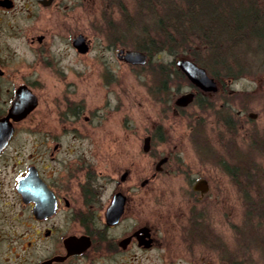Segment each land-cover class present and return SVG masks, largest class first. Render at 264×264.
I'll use <instances>...</instances> for the list:
<instances>
[{"label": "rangeland", "instance_id": "rangeland-1", "mask_svg": "<svg viewBox=\"0 0 264 264\" xmlns=\"http://www.w3.org/2000/svg\"><path fill=\"white\" fill-rule=\"evenodd\" d=\"M57 1L61 3L60 11L50 9L41 14L52 36L50 55L56 62L38 68L39 82L34 86L39 98L36 118L45 127L52 123V126L54 123L58 125L56 111L51 108L54 105L58 110L57 104L62 102L64 105V99L74 104L81 102L86 114L94 113L98 107L101 114L99 123L98 118L93 117L91 122H83L80 118V122L70 124V128L75 126L79 132L85 133L89 158L96 162V159L112 157L118 166L130 165L135 179L148 178L153 173L158 155L170 152L172 157L165 166V173L146 187L163 190L159 192L161 203L154 204L152 200L146 210L152 216L156 215V219L170 213L175 214L179 224L183 222L182 217L178 218L182 204L177 199L180 190L186 188V182L183 183L180 173L214 177L211 182L219 194L215 195L214 206L212 203L209 205L214 210L209 216L215 225L216 236L228 237L232 254L244 256L247 264H264V143L251 146L252 149L246 148L244 131H241L238 135L232 134L235 139L232 147L226 146L223 151L220 147H213L223 156H230L227 165L230 168L240 166L235 161L236 153L252 151L251 156L259 171L254 172L250 179L255 184L250 186L249 198L243 196L244 178L233 180V170H227L230 178L223 175L218 165L210 163L207 148L201 146L207 140H213L222 129L226 123L223 119H229L228 123L233 127L243 124L245 131L264 130V43L255 36H264V30L259 26L243 27L240 21L239 27L231 33L223 24L226 11L235 3L247 9L254 8L246 3L247 0H198V5L196 1L191 3L197 11L209 14L191 18L186 12L189 8L181 0L180 5L175 0L178 13L177 16L169 15V23H174V28L178 25L180 29L172 31L158 27V20L164 19L162 16L168 3L163 0H158L153 8L143 0ZM256 2L255 9L264 15V1ZM214 9L222 15L212 14ZM195 18L193 28H214L208 34L209 42L215 48L202 45L203 39L193 34H190L194 37L187 47L182 45L174 50L179 42L177 38L170 47L165 36H178L177 32H183V28ZM78 33L88 40L89 52L83 58H78L70 48L63 54L62 50L68 46L67 37ZM150 41H154L152 47L142 51L147 55L144 65H129L116 60L117 50H137L136 45L150 46ZM23 52L31 57L25 48ZM193 57L201 62L216 61L208 63V73H214L215 79L223 85V91L204 101L194 102L175 114L171 104L177 95L189 91V82L182 73L183 77L173 73V69H177L174 62ZM235 60L246 67H236ZM158 65L168 69L165 85L168 89L163 91L156 80L158 75L162 77ZM160 99L171 101L163 107ZM101 106L106 107L99 108ZM248 114H256L255 119L250 121ZM147 132L153 135L151 152L143 154L142 140ZM22 140H31V137L24 134ZM221 140L223 144L226 141L225 138ZM223 144L221 148H224ZM106 147H112L113 151L106 152ZM225 150L229 155H224ZM149 194L157 196L153 192ZM210 198L211 195L205 197L203 202ZM250 201L259 207L251 208Z\"/></svg>", "mask_w": 264, "mask_h": 264}, {"label": "flooded vegetation", "instance_id": "flooded-vegetation-1", "mask_svg": "<svg viewBox=\"0 0 264 264\" xmlns=\"http://www.w3.org/2000/svg\"><path fill=\"white\" fill-rule=\"evenodd\" d=\"M60 8L57 0H0V138L5 140L0 142V264H247L244 256L232 254L228 237L216 236L209 216L214 212L209 205L214 206L215 195L219 194L211 182L214 177L180 173L186 182L177 199L182 204L178 218L182 217L183 222L179 224L175 214L170 213L156 219L146 210L152 200L161 203L159 192L163 190L146 187L165 173L170 152L158 155L148 178L135 179L130 165L118 166L112 157L96 162L89 158L85 133L75 126L70 128L80 118L83 122L98 118L99 123L98 107L86 114L81 102L64 99V105L57 104L58 110L54 105L51 108L56 111L58 125L45 127L36 118L39 98L34 86L39 82L38 68L56 62L50 55L52 36L41 14ZM78 36L84 38L87 51L80 52L73 46ZM66 42L63 54L69 48L78 58L89 52L88 40L80 33L69 35ZM24 48L31 57L24 54ZM213 79L215 92H204L188 81L189 91L175 97L172 112L176 114L194 102L219 95L223 85ZM19 91H24V100L11 115ZM187 93L193 94L192 101L185 107L176 106V98ZM160 101L164 107L171 100ZM247 117L252 121L256 114ZM223 120L226 123L213 140L201 146L207 148L210 163L230 178L226 172L230 156H223L213 147L222 151L232 147V134L244 131L245 147L252 149L264 143V130L245 131L243 124L233 127L229 119ZM24 134L31 140H22ZM145 138H149L147 151L143 150ZM152 139L151 132H147L142 140L143 154L151 152ZM110 151L112 147H106V152ZM238 154L235 161L240 166H234L240 176L232 179L244 178L243 196L249 198L250 186L255 184L250 179L259 170L252 151ZM162 159L165 161L158 165ZM207 195L212 198L204 203ZM250 203L253 209L259 207Z\"/></svg>", "mask_w": 264, "mask_h": 264}, {"label": "trees", "instance_id": "trees-1", "mask_svg": "<svg viewBox=\"0 0 264 264\" xmlns=\"http://www.w3.org/2000/svg\"><path fill=\"white\" fill-rule=\"evenodd\" d=\"M144 2H147L148 4H150V6H155L158 3V0H143ZM165 2H168L165 6V10H164V15L162 16V18L164 19H160L158 20V27L164 28L166 27L167 29H171L172 31H176L175 29H180V27L178 25H176V27L174 28V23H169L171 21V19H169V15L171 14L172 16H177L178 10L176 9V1L175 0H163ZM183 2V5L188 7L189 10L187 9V14H189L191 16V18L194 17H198V15H205V14H209L208 12H200L197 11V8L191 3L192 1H196V4L198 2V0H181ZM228 1V0H227ZM264 1V0H263ZM180 2V0H178V3ZM250 3V5L254 8H250L247 9L246 7H244L243 5H236V3L234 4L235 6L233 8H230L229 10L226 11V14L224 15L223 18V24H224V28H227L228 30H231V33H233L238 27H239V23L241 21V25L243 27H254V26H259V28L264 30V26L261 22V20L263 19V14H260V10L258 12V10L255 9L256 7V0L252 1V0H247L246 3ZM248 3V4H249ZM257 3V2H256ZM180 5V3H179ZM198 5V4H197ZM153 8V7H152ZM221 12L216 11L215 9L213 10L214 15L220 16L222 14H220ZM263 15V16H262ZM158 17V16H157ZM197 18L190 20V24H188L186 27H184V31L183 32H177L178 36L175 34H167V37L165 36V38L167 39V43L168 45H173L176 43V38L179 40V42H177V44L173 47L174 50L178 49L179 46L184 45L185 47H187V45L191 42V38H193L195 35L196 38L203 39V43L202 45H206L209 48L213 49L215 48V45H212L210 41V35L208 34V31L213 30L214 28H207V29H200L197 27H192L193 24L196 22ZM264 22V19H263ZM251 23V24H249ZM238 24V25H236ZM168 25V26H167ZM202 31V32H201ZM194 32V33H193ZM193 34V35H190ZM243 35V34H242ZM257 38H259V40L261 42L264 43V36L262 35H255ZM242 39V36H240ZM154 42V41H152ZM152 42L150 41V46H146L144 44L141 45H136L137 50H141V51H147L146 49L148 47H152ZM262 47V46H261ZM153 49L154 46H153ZM156 50V49H155ZM173 50V51H174ZM159 53V51H157ZM170 54H172L171 52H169ZM173 55V54H172ZM191 60L193 62H195L197 65H199L200 67L204 68L207 73L209 69L208 63H215L216 61L214 59L211 60H206L205 62H201L198 60L197 57H193L191 58ZM234 64H236V67H246V65H241L240 63H237V61H234ZM167 67L163 66V65H158V69H159V74L162 76L161 78L159 77V75L156 77V80L158 81V85L159 87L162 89L165 88V85L167 83L168 80V69H166ZM167 73V74H166ZM173 73L176 74L177 76H181L183 77V75L181 74V72H179L177 69H173ZM212 78H215L213 76L214 73H208ZM185 77V76H184ZM232 168L226 169L228 171H232L233 176L235 177L236 175H238L239 171L237 170L238 168H234L235 166H231ZM237 167H239L237 165ZM263 244V243H262Z\"/></svg>", "mask_w": 264, "mask_h": 264}, {"label": "water", "instance_id": "water-1", "mask_svg": "<svg viewBox=\"0 0 264 264\" xmlns=\"http://www.w3.org/2000/svg\"><path fill=\"white\" fill-rule=\"evenodd\" d=\"M73 46H75L77 50L80 52H85L88 49L86 43L84 42V38L82 36H78L76 39L73 40ZM116 57L119 61H122L124 63L130 65H140V66L144 65L147 60V55L139 50L120 49L118 50ZM175 66L192 85L199 88L200 90L204 92H215L217 90L214 79L208 75V73L204 68L198 66L193 61L189 59H177L175 61ZM23 93L24 91H19V94H17L16 99L13 102L11 115H13L12 112H15L16 108H20L19 106L21 102H23L24 100ZM192 99H193L192 93L183 94L176 98L175 105L179 107H185L192 101ZM29 109L30 107L26 108L24 110V113L25 111L26 112L29 111ZM148 141L149 138L144 139V143H143L144 151H147ZM0 142L5 143V140L3 138H0ZM164 161L165 160L162 159L158 163V165L162 164Z\"/></svg>", "mask_w": 264, "mask_h": 264}]
</instances>
